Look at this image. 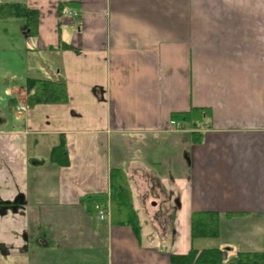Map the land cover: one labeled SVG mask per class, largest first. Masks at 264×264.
Here are the masks:
<instances>
[{"label": "crops", "instance_id": "0c3cea01", "mask_svg": "<svg viewBox=\"0 0 264 264\" xmlns=\"http://www.w3.org/2000/svg\"><path fill=\"white\" fill-rule=\"evenodd\" d=\"M10 3L39 23L31 37L25 18H0L11 64L0 83V264L264 252V0H0ZM28 78L64 82L68 101L26 106ZM193 107L210 110L199 142L171 124ZM62 142L67 165L51 157ZM112 168L126 171L139 233L80 202L109 193ZM207 211L220 215L218 235L193 238V213Z\"/></svg>", "mask_w": 264, "mask_h": 264}, {"label": "trees", "instance_id": "16d2710c", "mask_svg": "<svg viewBox=\"0 0 264 264\" xmlns=\"http://www.w3.org/2000/svg\"><path fill=\"white\" fill-rule=\"evenodd\" d=\"M25 18L26 29L31 37L38 32L39 13L24 4H0V18ZM69 46V45H68ZM26 105L33 107L37 104L65 103L69 99L67 86L64 82L52 79L28 78L25 85ZM210 118V110L205 107H193L188 111L173 113V121L179 122L181 128L192 130L196 142L202 140L201 129ZM51 157L55 162L67 165V149L65 142L54 148ZM83 204L90 214L97 213L96 206L102 205L109 209L112 225H128L135 233L140 231L138 213L133 204V194L126 171L122 168H112L110 172L109 193H88L81 197ZM232 213L227 216H232ZM219 214L216 212H194L191 220L192 237H215L219 233ZM173 264H264V252H243L237 260L227 262L220 248L203 249L200 252L192 249L185 255L172 256Z\"/></svg>", "mask_w": 264, "mask_h": 264}, {"label": "rangeland", "instance_id": "374dc122", "mask_svg": "<svg viewBox=\"0 0 264 264\" xmlns=\"http://www.w3.org/2000/svg\"><path fill=\"white\" fill-rule=\"evenodd\" d=\"M7 45H5L4 43H3V41L2 40H0V83L4 80V75H6V73H7V70L11 67V64L8 62V60H9V58H8V56H7V52L9 51V47L7 46ZM20 46H21V44H20ZM13 46H11V48H12ZM15 48H17V46L15 47ZM15 71H17L18 69H17V66L15 67V69H14ZM1 93V92H0ZM27 106V105H26ZM26 106H25V108H26ZM43 249H46V248H44L43 247ZM42 249V250H43ZM47 250V249H46ZM33 258V257H32ZM32 258H31V261H32ZM42 258V257H41ZM43 259V258H42ZM20 261H23V256H21L20 257ZM30 261V258L29 257H27V260H24V264H25V262H27V264H28V262ZM86 262V261H85ZM81 262V263H79V262H76V264H87L88 262ZM46 263H48V261L46 262ZM51 263V262H50ZM21 264H22V262H21ZM71 264V263H70ZM89 264V263H88Z\"/></svg>", "mask_w": 264, "mask_h": 264}, {"label": "built area", "instance_id": "2783aa9c", "mask_svg": "<svg viewBox=\"0 0 264 264\" xmlns=\"http://www.w3.org/2000/svg\"><path fill=\"white\" fill-rule=\"evenodd\" d=\"M70 14H72V12H70ZM74 15H77V12H73ZM20 109H25V105L20 106ZM171 124L173 125V128H181V124L179 122L176 121H171ZM97 209V215L101 218L104 219L108 214H109V209L105 208L102 205H97L96 206Z\"/></svg>", "mask_w": 264, "mask_h": 264}, {"label": "flooded vegetation", "instance_id": "af4514ba", "mask_svg": "<svg viewBox=\"0 0 264 264\" xmlns=\"http://www.w3.org/2000/svg\"><path fill=\"white\" fill-rule=\"evenodd\" d=\"M41 238L39 237L38 241L40 240Z\"/></svg>", "mask_w": 264, "mask_h": 264}]
</instances>
